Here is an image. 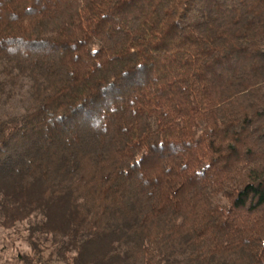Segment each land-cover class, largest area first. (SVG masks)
Returning <instances> with one entry per match:
<instances>
[{"label":"trees","instance_id":"trees-1","mask_svg":"<svg viewBox=\"0 0 264 264\" xmlns=\"http://www.w3.org/2000/svg\"><path fill=\"white\" fill-rule=\"evenodd\" d=\"M25 222L22 264H264V0H0Z\"/></svg>","mask_w":264,"mask_h":264},{"label":"rangeland","instance_id":"rangeland-1","mask_svg":"<svg viewBox=\"0 0 264 264\" xmlns=\"http://www.w3.org/2000/svg\"><path fill=\"white\" fill-rule=\"evenodd\" d=\"M14 100L11 109L20 107V102ZM8 111L10 107H5ZM31 222H25L20 225L19 232L13 229H6L0 226V264H22L23 256H33V251L26 241V228ZM55 264H62L61 260L54 259ZM34 264H37L36 262Z\"/></svg>","mask_w":264,"mask_h":264}]
</instances>
